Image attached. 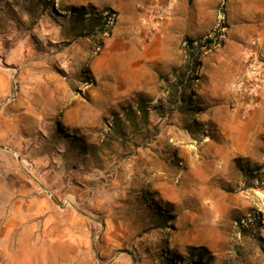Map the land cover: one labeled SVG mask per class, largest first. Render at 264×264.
Returning <instances> with one entry per match:
<instances>
[{"label":"rangeland","instance_id":"rangeland-1","mask_svg":"<svg viewBox=\"0 0 264 264\" xmlns=\"http://www.w3.org/2000/svg\"><path fill=\"white\" fill-rule=\"evenodd\" d=\"M127 1L0 0L5 99L30 107L33 136L0 167V264H264L260 103L235 106L238 81L230 98L205 90L197 113L168 105L161 77L158 97L142 94L134 35L157 16L143 23ZM94 11L111 16L105 36ZM260 44L245 75L258 60L250 76L264 78ZM139 97L149 113L130 119L123 108L136 111Z\"/></svg>","mask_w":264,"mask_h":264},{"label":"crops","instance_id":"crops-1","mask_svg":"<svg viewBox=\"0 0 264 264\" xmlns=\"http://www.w3.org/2000/svg\"><path fill=\"white\" fill-rule=\"evenodd\" d=\"M172 0H128L126 4L141 8L138 13L141 21L145 23L151 18L152 10L157 16L160 11ZM228 27L223 46L215 53H209L199 66V75L203 76L201 95L206 101L204 91L212 88V95L222 93L230 98L231 85L236 83L245 72V60L252 43L259 41L260 48L264 46V0H226ZM220 0H173L167 18L156 23V32L151 40H146L148 30L143 38L136 32L134 40L137 41L143 62L139 72V88L142 94L156 88L157 97L161 73H171L174 68L181 65L176 60L181 52V43L185 37L199 39L209 34L216 24L217 6ZM144 26V24H143ZM142 30V29H140ZM127 34H135L126 31ZM133 45L135 43L132 42ZM169 55L167 59L161 54ZM172 75V74H171ZM9 89V82L5 73H0V167L14 166L15 153H22L33 140L30 127L31 110L21 100L5 99ZM237 98V95H234ZM208 98V97H207ZM155 98L147 102H153ZM259 108L252 110V116L264 120V98L257 101ZM263 103V104H261ZM18 149L19 151H17ZM17 151V152H15ZM15 152V153H14ZM47 161H56L53 152L44 156ZM22 160V158H21Z\"/></svg>","mask_w":264,"mask_h":264},{"label":"trees","instance_id":"trees-1","mask_svg":"<svg viewBox=\"0 0 264 264\" xmlns=\"http://www.w3.org/2000/svg\"><path fill=\"white\" fill-rule=\"evenodd\" d=\"M91 17V26H97L99 30V35L104 36L105 32L110 31L109 21L110 16L105 14V12L93 13L88 12L86 14ZM201 39V38H200ZM187 45L185 46L186 50V60L179 67L173 69L175 74V80L169 79V76L161 74L162 79L167 80L168 88L167 90V104L173 106L174 110L180 111H192V113H197L199 108H196L194 105L195 102L203 103L201 98L198 96L196 91L193 88V84L196 79L199 77L195 75V71L199 65H202L201 56L204 52L195 48L193 45L194 39L187 38ZM212 41H208L210 43ZM141 103L138 104V108L135 111L133 107H124L123 111L127 114V117L130 119L133 115L137 113H143L147 115L149 112V107L144 104L142 97H139ZM203 252L199 251V257L202 258ZM193 264H202V260L193 261Z\"/></svg>","mask_w":264,"mask_h":264},{"label":"built area","instance_id":"built-area-1","mask_svg":"<svg viewBox=\"0 0 264 264\" xmlns=\"http://www.w3.org/2000/svg\"><path fill=\"white\" fill-rule=\"evenodd\" d=\"M173 0L168 3L157 15L158 22L163 21L169 14V10L171 9ZM227 1L226 0H220L218 9H217V22L215 24V27L213 31L210 34L205 35L204 37H201V39H194L193 45L195 48L201 49L204 54H207L208 52H211L214 48L221 47L223 45V41L226 38L227 34V27H228V15H227ZM110 16V15H109ZM156 20V21H157ZM111 24V16L109 21V28ZM156 31V23L152 25L151 28L148 30V36L147 39L151 40V38L154 36ZM109 31L105 32L104 36L107 35ZM208 41H212L208 43ZM184 45H187V41L184 42ZM100 49V46L98 47ZM202 54V55H204ZM202 59V56H201ZM261 62L256 60L255 63L251 64L249 73L246 75L244 74L238 82L235 84V92L238 97L234 100L235 106L239 105L240 103H247V105L255 104L258 101V97H261L264 95V78H258V75L250 76V74H259V66ZM201 66V65H199ZM199 66L197 67L195 71V75L199 77ZM196 79L195 81H198Z\"/></svg>","mask_w":264,"mask_h":264}]
</instances>
